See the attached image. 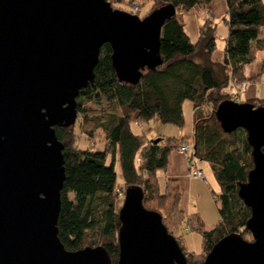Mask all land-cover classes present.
<instances>
[{
  "label": "water",
  "instance_id": "water-1",
  "mask_svg": "<svg viewBox=\"0 0 264 264\" xmlns=\"http://www.w3.org/2000/svg\"><path fill=\"white\" fill-rule=\"evenodd\" d=\"M176 12L171 3L141 17L109 0H0V264H112L103 245L69 250L59 237L66 174L56 127L76 124L104 44L133 84L162 65V28ZM215 115L227 133L245 129L252 146L239 196L253 238L229 233L201 264H264V106L227 99ZM119 216L116 264H190L140 185L125 189Z\"/></svg>",
  "mask_w": 264,
  "mask_h": 264
},
{
  "label": "trees",
  "instance_id": "trees-1",
  "mask_svg": "<svg viewBox=\"0 0 264 264\" xmlns=\"http://www.w3.org/2000/svg\"><path fill=\"white\" fill-rule=\"evenodd\" d=\"M109 1L113 7L119 5L132 13H135L131 9L133 2L139 3L138 0ZM150 1L154 5L151 12L169 3L177 10L162 28V65L145 69L139 82L133 84L115 72L112 47L106 43L101 48L93 83L82 89L77 98V119L91 136L96 129L105 132V148L94 150L76 146V124L56 127L57 136L65 145L66 174L61 191L58 234L69 250L103 245L112 264L117 263L121 226L117 204L121 195L117 190L116 163L120 162L124 188L140 185L145 207L162 214L164 224L177 238L188 262L201 264L214 244L225 235L237 232L246 237L251 234L246 225L252 211L240 198L239 187L248 180V173L254 167L252 146L245 129L225 132L215 112L222 101L230 99V84L248 81L245 67L255 60L256 47L264 49L261 36L264 0H226L228 12L223 22L228 35L223 60L213 58L217 50L218 26L213 0ZM196 7L207 8L209 14L200 25L199 40L194 43L186 31L184 14ZM187 100L194 106L195 154L212 165L220 186V193L215 196L220 220L213 229H206L197 212L186 216L180 208V185L169 180L164 182L157 174L167 167L173 143L180 145L190 139L169 138L155 143L146 134L133 131L135 121L139 125L160 121L183 126V105ZM250 102L264 106V99ZM156 200L158 205H152ZM161 201H168V208ZM183 222H187L191 231L202 234L200 254L187 251L179 235Z\"/></svg>",
  "mask_w": 264,
  "mask_h": 264
},
{
  "label": "rangeland",
  "instance_id": "rangeland-1",
  "mask_svg": "<svg viewBox=\"0 0 264 264\" xmlns=\"http://www.w3.org/2000/svg\"><path fill=\"white\" fill-rule=\"evenodd\" d=\"M140 4V12L139 15L141 17L146 16L151 12L152 2L150 0H138ZM154 6V5H153ZM114 8H120L119 5ZM127 8H129L127 6ZM153 8V7H152ZM126 11H129L127 9H123ZM218 30H217V45L219 50H223L225 43H226V36H227V28L224 26L222 20H218ZM188 27L190 28V25L188 23ZM262 36V35H261ZM246 100L244 95H241V101L244 102ZM192 102L190 100H187L184 104V118L185 122L184 125L179 127L176 125L167 124L169 126L167 127L168 134H173L170 132L175 131H181L183 132V135L186 134V137L190 138L192 135L193 130V124H192ZM164 124V123H163ZM163 124L161 122H155L151 124H141V125H133V131L138 133L146 134L149 138L155 139L157 138L156 132L159 131L160 125ZM173 130V131H172ZM76 131V142L75 145L82 148V149H94V150H102L105 148L107 141H106V134L102 129H96L94 131V135L91 136L87 132V130L82 126L81 120L76 121L75 126ZM180 134V133H179ZM172 136V135H170ZM179 146V143H178ZM184 156V155H183ZM111 159V156H109V160ZM198 167L199 169L203 170L205 173V176L207 180L199 179L195 176L193 177L192 182L190 185L192 186V202L190 203L191 206V212H197L195 208L193 209L194 204L196 203L197 206H199V211L202 219L205 222L206 229H213L216 224L220 220V214H219V203L216 201V194L220 193V186L215 178L214 171L212 168V165L207 161H199L198 160ZM116 172H117V184H118V191H120L121 197L118 199L117 208L120 210V208L123 205L124 200V176L123 171L121 167V163H116ZM123 189V190H122ZM123 192H122V191ZM152 202V205H158V200ZM160 201V199H159ZM163 202L164 206L168 208L169 204L166 201ZM194 210V211H193ZM173 229V227H171ZM179 235H181L184 239V245L189 252H193L195 254H200L203 251V237L200 232H193L188 228L187 222H183L180 230ZM246 239L252 240V234H247Z\"/></svg>",
  "mask_w": 264,
  "mask_h": 264
},
{
  "label": "crops",
  "instance_id": "crops-1",
  "mask_svg": "<svg viewBox=\"0 0 264 264\" xmlns=\"http://www.w3.org/2000/svg\"><path fill=\"white\" fill-rule=\"evenodd\" d=\"M212 7L215 14L216 22L218 24V20L223 21L224 18L227 16V12H228L227 2L226 0H213ZM208 14H209V10L205 7H196L184 14L186 31L194 43H196L199 40L200 25L204 23V21L208 17ZM188 23L190 25V28L188 27ZM218 26H217V30H218ZM224 26L226 25L224 24ZM227 35H228V28H227ZM262 37L264 38V29H263ZM225 47H226V43L224 49L219 50L217 45V50L213 54V58L215 60L224 59ZM255 57H256L255 60L252 63L247 64L245 67V76L248 81L246 82L247 89L241 93V95H244L246 98L244 102H250L251 100L257 98L264 99V49H259L258 47H256ZM240 101L241 98L239 102ZM191 104H192L193 132L191 137L187 139H193V134H194V106L193 103ZM183 109H184V105H183ZM184 114H185V110H184ZM155 122H160V121H155ZM155 122H151V123H155ZM134 124L139 125L138 123H136V121L134 122ZM166 126L169 125L163 124V127L162 125H160L159 131L156 132L157 138L151 139L147 135L146 136L148 137L149 140H156L158 138L165 140L169 138L182 139L186 137V134L183 135V132L176 131V129H174L175 131L172 130L173 132H170L173 134H168L169 132H167ZM173 146L174 149L169 155L167 167L165 169L159 170L157 174L158 177L163 179L164 182L169 180L171 182H177L180 185L181 187L180 208L185 212L186 216H189L190 214H192L191 206H190V203L192 202V186L190 185V183L193 180L192 177L193 175H191V172L189 170L187 158L185 157V155L183 156V154L180 153L178 150V142L173 143ZM194 208L197 211V213H200L199 211L201 210L196 203L193 206V209Z\"/></svg>",
  "mask_w": 264,
  "mask_h": 264
},
{
  "label": "built area",
  "instance_id": "built-area-1",
  "mask_svg": "<svg viewBox=\"0 0 264 264\" xmlns=\"http://www.w3.org/2000/svg\"><path fill=\"white\" fill-rule=\"evenodd\" d=\"M131 9L133 12L135 13H139L140 12V5L137 2H133ZM247 89V84L245 83H241V84H230L228 87V91L231 94L230 99L239 102L240 100V95L241 93ZM178 150L180 153H182L183 155H185V157L187 158V163H188V167L189 170L191 172V175L199 178V179H203V180H207L205 173L203 172V170L199 169L198 167V160L199 161H203L202 159H200L199 157L196 156V144L194 139H190L189 142L187 143H183L180 144L178 146Z\"/></svg>",
  "mask_w": 264,
  "mask_h": 264
}]
</instances>
